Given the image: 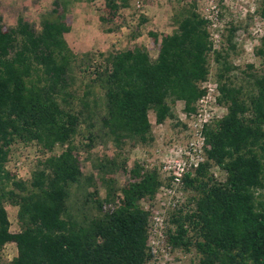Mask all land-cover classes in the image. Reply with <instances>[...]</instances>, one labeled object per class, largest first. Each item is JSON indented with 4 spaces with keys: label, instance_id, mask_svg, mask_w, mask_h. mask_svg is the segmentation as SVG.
I'll return each instance as SVG.
<instances>
[{
    "label": "trees",
    "instance_id": "16d2710c",
    "mask_svg": "<svg viewBox=\"0 0 264 264\" xmlns=\"http://www.w3.org/2000/svg\"><path fill=\"white\" fill-rule=\"evenodd\" d=\"M168 1L176 29L162 36L154 59L136 43L98 54L96 64L92 52L75 53L57 0L39 29L19 16L4 30L0 18V251L16 247L5 264L150 261L151 201L164 183L159 166L135 161L124 187L114 175L125 169L128 143L152 147L150 115L186 129L175 105L189 117L207 80L217 83L225 112L204 128V161L182 178L185 202L167 211L165 243L190 254L189 264H264V36L253 52L259 67L238 65L239 25L230 22L213 48L194 1ZM103 3L98 21L112 32L129 0ZM258 13L264 18V1ZM99 144L112 145L114 156L85 172ZM29 146L40 155L19 179L9 162L16 148ZM7 204L17 208V232L9 229Z\"/></svg>",
    "mask_w": 264,
    "mask_h": 264
},
{
    "label": "rangeland",
    "instance_id": "374dc122",
    "mask_svg": "<svg viewBox=\"0 0 264 264\" xmlns=\"http://www.w3.org/2000/svg\"><path fill=\"white\" fill-rule=\"evenodd\" d=\"M54 0H0V18L3 28L9 29L16 25L17 18H23L33 23L36 29L40 27V16L42 13L52 9ZM67 8L64 7L62 0H57L56 8L65 17L69 31L64 34L70 48L77 54L90 51L95 55L94 63L100 62L98 54L105 53L108 49L131 47L132 44H141L148 49L152 59H154L159 50L162 36H168L176 29L170 23V16L174 7L168 0H129V5L119 10L115 18V29L112 32L103 30L102 25L98 21V16L102 13L104 6L103 0H95L87 3L85 0H67ZM194 1L196 8L202 14L205 5L210 0H189ZM218 9L219 29L221 38L224 29L228 24L239 25L235 32V41L242 45L243 52L235 57V63L243 66L246 63H254L259 67L254 56V48L259 40L255 43L248 40L252 28L257 30L264 29L261 23H257L258 5L264 0H212ZM144 19L143 22L140 20ZM247 26V31H244ZM139 32V36L132 41L130 36L133 32ZM263 32V31H262ZM157 35L154 40L151 34ZM211 72H214V66H211ZM175 112L179 118L181 106L179 103L175 105ZM180 120V119H179ZM152 124V132L155 141L151 148H141L135 143H128L124 147L123 154L126 159L124 170L115 173L114 178L119 187L127 186L132 181V168L134 162H144L146 165H161L162 160L173 155L176 150L184 146L190 137L189 128L186 123V129L181 126H175L174 123L166 121L163 124H156L154 118L150 115ZM59 148H57V151ZM114 148L112 145L99 144L94 146L89 152V159L86 161L85 172L92 170V163L96 161L110 160L114 156ZM40 155V152L34 147L27 148L18 147L14 150L9 168L16 174L19 179H27L30 174L31 161ZM17 162H22L24 168H19ZM182 192V193H181ZM179 192L178 197L173 196L171 200H176L177 204L185 202L183 191ZM117 203L121 199V193L118 191ZM167 197L161 196L157 200H152L151 204L154 208L167 207ZM8 212L10 222V231H19L17 223V208L11 205L5 206ZM167 219V215L165 221ZM167 226V221H166ZM166 247L171 248L166 245ZM16 255V247L14 243H8L0 251V264L9 262ZM171 256H173L172 264H189L190 254H182L181 252L171 248Z\"/></svg>",
    "mask_w": 264,
    "mask_h": 264
},
{
    "label": "built area",
    "instance_id": "2783aa9c",
    "mask_svg": "<svg viewBox=\"0 0 264 264\" xmlns=\"http://www.w3.org/2000/svg\"><path fill=\"white\" fill-rule=\"evenodd\" d=\"M201 15L207 20V29L213 48H218L221 42V31L216 4L212 0L208 1ZM256 21L264 26V18L261 16L256 18ZM258 30L259 32L252 28L248 40L256 43L263 37L264 29ZM203 88L204 93L197 100L194 112L189 117L183 112L179 114V119L187 123L189 128L188 142L176 150L173 155L162 160L158 168L164 183L152 200H157L163 195L168 198L166 205L169 208L179 206L176 200L171 199L173 196L178 197L179 192H181L184 174L193 172L204 161V149L208 147L204 135L205 126L221 118L225 112L224 108L217 102L219 96L217 83L207 80L203 84ZM17 166L24 168L22 162H17ZM166 215L165 207L154 208L152 206L151 225L147 239L152 259L146 264H172L174 257L171 256V248L166 247L165 243Z\"/></svg>",
    "mask_w": 264,
    "mask_h": 264
}]
</instances>
